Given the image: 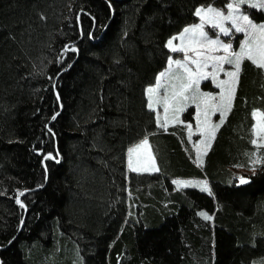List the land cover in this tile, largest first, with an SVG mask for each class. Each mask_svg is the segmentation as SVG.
Masks as SVG:
<instances>
[{"label":"trees","instance_id":"obj_1","mask_svg":"<svg viewBox=\"0 0 264 264\" xmlns=\"http://www.w3.org/2000/svg\"><path fill=\"white\" fill-rule=\"evenodd\" d=\"M224 1L0 0V264H264V162L237 173L264 69L244 62L202 169L148 106L168 41ZM146 137L161 169L128 175ZM195 175L211 194L173 184Z\"/></svg>","mask_w":264,"mask_h":264},{"label":"rangeland","instance_id":"obj_2","mask_svg":"<svg viewBox=\"0 0 264 264\" xmlns=\"http://www.w3.org/2000/svg\"><path fill=\"white\" fill-rule=\"evenodd\" d=\"M230 2H233V0H225L224 3L220 5L210 4V6L218 10H223L225 11L226 14L227 13L226 5ZM237 15H248L249 19L253 23L257 25L264 24V9L252 8V7H248L247 5H241L240 11L237 13ZM197 18H198L197 21L195 23H192L188 27L197 24H203V30L208 34L210 39H215L217 35H219L221 41H223L224 43H230L232 45L230 51L232 52L240 51V45L247 38V32H236L235 29L232 28L231 36H224L222 33H219L218 28L212 27V24L215 21L210 16L206 17L205 20L203 21L199 17ZM238 23H243V21H238ZM223 24L225 27L231 28V21H223ZM179 35L180 33L175 35L174 37H179ZM173 46L183 49V51L173 52L171 50V47L168 46L171 52L170 57L172 58L173 61L175 60L183 61L185 54H187L190 57L193 56V52L190 49L189 41L187 40V38H184L183 40L181 39L173 40ZM193 46L196 47L198 50H200L199 45H193ZM212 54L224 55L225 53L223 51H219ZM246 60L249 59L244 58L240 64L238 81L234 85L235 92L233 99L231 101L230 108H227V106H221L222 90L221 88L217 87L216 81H214L212 78L200 81L199 92L211 94V96L214 97V99L208 102V117L206 121L204 117L205 105L201 103L199 97L197 98L195 103L192 102L191 99H189L188 101H182L179 104L169 100V103L167 105L168 110L167 112L165 111L166 105L163 102V97L165 96L171 97L173 91L172 85H176L178 90L179 84L181 83V81L176 79V77L180 75H186L183 73V69L178 68L177 65H175V63H173L170 67L168 62L167 67L163 71H161L167 73V75L161 78L160 80L162 87L158 88L157 91L153 94H149L147 92L148 105H149L150 95L154 100L161 101L159 103H153L152 107L150 108L156 114V119L159 129L162 132H167L172 127H177L178 129H184L189 142V147L186 148V151L190 157V160L200 169H202V167L205 166L206 156L211 150L217 138V134L219 130L226 123L230 115L237 94V89L240 81V75L242 72L243 64ZM187 63L188 66L193 69V71L196 70V66L191 64L190 61H187ZM224 69L225 72L235 70L234 65H229V64H225ZM204 71L211 72L212 71L211 66L204 69ZM225 72H219L217 79L228 80L229 77L225 74ZM184 82L186 83L187 81L185 80ZM156 84L157 81L154 85L150 87H155ZM185 95L191 97L192 93L190 91L188 93H185ZM198 104L200 105L199 107H197ZM176 108H183V111H180L179 113H175L174 109ZM176 115H178L179 117V122H177L174 118ZM253 116L255 120L253 141L254 140L256 141V143L253 144L257 148V153L253 157V160L250 162L248 168H244V167L237 168V173L240 175V177H244L245 179H247L250 174H254L257 170V167L260 166V163L264 162V112L261 110H255ZM221 120H223V123H221ZM165 121H167V127L166 128L161 127V125H163ZM215 125H219V127L215 128L214 127ZM146 138L148 141L147 145L141 144V142L145 139L144 138L135 145H133L132 147H130V149H135V151L129 153L128 150L127 152L128 175H130L131 173H137L140 175L154 174V173H158L161 169V163L157 151L151 139L149 137ZM261 157L263 159H261ZM130 163L132 165L131 168L129 167ZM133 168L136 170L133 171L132 170ZM244 174H246L248 177L244 176ZM172 181L173 184H175V186L177 187L195 188L199 190H201V186H200L201 182H206L208 188L211 190V184L209 183L207 176H201V175H195L189 177L179 176L172 178ZM176 181H184L190 183L188 186L185 187L183 185L175 183Z\"/></svg>","mask_w":264,"mask_h":264},{"label":"snow or ice","instance_id":"obj_3","mask_svg":"<svg viewBox=\"0 0 264 264\" xmlns=\"http://www.w3.org/2000/svg\"><path fill=\"white\" fill-rule=\"evenodd\" d=\"M241 5H247L252 8L264 9V0H233L226 5L227 13L225 11L218 10L210 5L201 6L195 9V15L199 17L202 21L206 17H211L215 22L212 24V27L218 28L219 33H222L224 36H231V29L234 28L236 32H247V38L240 45L239 52H232L230 49L232 45L230 43H224L220 40L219 35L215 39H210L208 34L203 30V24L193 25L191 27H186L180 33L179 37H173L168 41V46L171 47L173 52L183 51L182 48H177L173 46V40L187 38L189 41V46L193 52V56H188L185 54L184 60H175L169 58V66L173 63L177 65L178 68L183 69V73L186 75L177 76L176 79L180 80L179 89L177 90L176 85H172L173 91L171 97H163V102L165 103V111L167 112V105L169 100L176 102L177 104L182 101H188L189 99L192 102H196L199 97L201 103L205 105L204 117L205 121L208 117V102L214 97L211 94L200 93L199 92V83L201 80H206L212 78L217 82V87L221 88V106L231 107V101L235 92V83L238 81V75L240 71V64L244 58L252 60L254 64H257L258 67L264 68V24L257 25L253 23L248 15H237L240 11ZM223 21H231V28L225 27ZM238 21H243V23H238ZM246 25V27H245ZM193 45H199L198 50ZM223 51L224 55H213L212 53ZM187 61H190L191 64L196 66V70L193 71L192 68L188 66ZM234 65V71L225 72L224 65ZM211 66L212 71L207 72L204 69ZM225 72L229 77L228 80H218V73ZM167 73L161 72L157 77V84L155 87H149L147 92L153 94L157 91L158 88L162 87L160 80L165 77ZM187 81L186 83L184 81ZM192 93L191 97L185 95V93ZM161 101L154 100L152 96L149 97V108L152 107L153 103H159ZM200 105L198 104L197 107ZM218 110V109H217ZM183 111V108L174 109L175 113ZM223 114V113H222ZM55 118V117H53ZM175 120L179 122V117L176 115ZM223 123V120H221ZM161 127H167V121ZM190 127V125H189ZM215 128H218L219 125H215ZM148 141L145 138L141 144L147 145ZM255 144L256 141L254 140ZM139 147V146H137ZM135 151V149H129V153ZM131 168V163L129 164ZM135 171L136 169H132ZM241 183H247V180L244 177L240 178ZM175 183L188 186L190 182L176 181ZM202 191H207L211 194V190L208 188L206 182H201L200 184ZM206 219H210L205 213H201Z\"/></svg>","mask_w":264,"mask_h":264}]
</instances>
